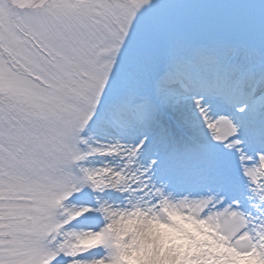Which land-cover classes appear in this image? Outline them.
Listing matches in <instances>:
<instances>
[{
  "label": "snow or ice",
  "instance_id": "snow-or-ice-1",
  "mask_svg": "<svg viewBox=\"0 0 264 264\" xmlns=\"http://www.w3.org/2000/svg\"><path fill=\"white\" fill-rule=\"evenodd\" d=\"M0 264H264V0H0Z\"/></svg>",
  "mask_w": 264,
  "mask_h": 264
}]
</instances>
